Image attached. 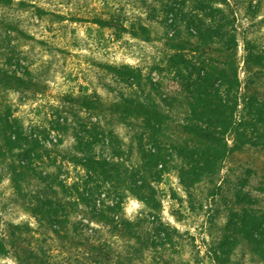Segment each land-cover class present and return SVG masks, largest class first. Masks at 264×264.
Returning <instances> with one entry per match:
<instances>
[{
    "label": "rangeland",
    "instance_id": "rangeland-1",
    "mask_svg": "<svg viewBox=\"0 0 264 264\" xmlns=\"http://www.w3.org/2000/svg\"><path fill=\"white\" fill-rule=\"evenodd\" d=\"M256 1H236L239 57L244 54V35L254 38L264 34V0H259V10L253 12ZM167 4L168 0H0V233L8 240L9 234L15 232L19 236L15 244L22 248L29 246L38 255L39 261L35 264H114L116 254H121L126 264H212L210 253L230 235L225 225L230 224L231 211L235 208L234 196L228 188L232 187L236 173L248 168L245 163L248 155L244 154L225 163L220 174L227 175L229 184L214 199L207 195L210 184L206 180L189 189L188 196L177 172L167 165L160 180L151 182L156 190L155 198L161 203L154 219L148 216L150 211L142 201L127 187H120L122 203L118 214L121 217L158 220L165 227L156 231L158 226L142 222L136 230L137 242L119 238L117 229L91 221L94 212L82 201L74 210L66 206L69 217L63 222L62 238L53 233L47 222H37L28 211L29 206L36 205L35 191L47 181H42L39 173L58 175L67 184L78 182L83 192L85 188L97 190L98 181L82 184L89 178L84 176L82 168L68 162L75 154L73 147L77 146L74 133L90 130L89 125H83L87 120L93 121L97 114L81 107V100H93L98 95L104 109L97 116L105 128L112 129L106 130L112 132L111 136L107 135L104 145L96 144L95 150L111 156L110 139L117 140L124 151L123 162L136 168L141 164L140 144L146 148L151 133L141 135L142 130L134 122L117 123L116 115L109 109V105L120 101V92L135 97L138 89L129 87L123 77L108 68L121 71L122 66H129L137 71L139 67L155 79L161 76L164 92L173 94L177 83L166 61L172 52L168 46L173 43L169 39L173 32L167 24L171 16L165 8ZM190 6L187 3L184 9ZM174 30V43L193 40L183 21L176 19ZM13 73L20 77L19 81L12 77ZM66 95L87 98L74 101ZM57 123L62 127L51 130ZM7 124L12 129L21 128L24 134L35 132L38 139L44 138L50 146L47 153L38 150L37 159L32 163L34 170L25 168L18 177L20 194L13 187L8 166L11 163L19 166L29 159L19 157L18 149L6 148L3 130ZM168 134L176 138L171 130ZM249 152V160L264 161L261 152L254 149ZM134 169L129 167L128 173ZM153 175V170L147 172V179ZM255 179L249 184L254 185ZM141 193L147 194V189ZM58 196H64L60 190ZM99 198L109 204L119 199L107 185L101 188ZM94 204L95 209L102 208L98 197ZM16 226L26 229L28 226L30 232ZM150 238L155 243L151 249L147 247ZM84 239L99 240L97 244L108 254V261H102L82 246ZM17 245L21 264H27L24 250ZM223 258L226 264H263L245 243L232 244ZM0 264L17 263L9 254L0 257Z\"/></svg>",
    "mask_w": 264,
    "mask_h": 264
},
{
    "label": "trees",
    "instance_id": "trees-1",
    "mask_svg": "<svg viewBox=\"0 0 264 264\" xmlns=\"http://www.w3.org/2000/svg\"><path fill=\"white\" fill-rule=\"evenodd\" d=\"M168 1L165 8L171 14L167 24L173 32L169 38L173 43L168 46L172 52L166 61L167 69L177 83L173 94L164 92L161 76L155 79L150 73L144 74L139 67L137 71L129 66H122L121 71L111 66L108 68L123 77L129 87L138 89L135 97L120 92V101L109 105V109L116 115L117 123L128 125L134 122L142 130L141 135L151 133L148 146L142 148L140 144L141 164L137 168L126 165L122 159L124 151L117 140L110 139L111 156L95 150L96 144L104 145L107 135L111 136L112 132L106 130L112 129L105 128L97 116L99 112H103L104 107L100 104L98 95H94L93 100H81V107L92 109L97 114L93 121L87 120L83 125H89L90 130L74 133L77 146L73 147L75 154L68 158V162L82 168L84 176L89 178L82 184L86 185L91 180L98 181L95 184L97 190L93 192L85 188L83 192L78 182L67 184L58 175L39 173L38 177L47 181L35 191L36 205L29 206L28 211L37 222H47L53 233L62 238L63 222L69 217L66 206L73 209L82 201L94 212L90 217L91 221L96 220L102 225L117 229L119 238L135 239L137 242L136 230L142 222L158 226L156 231L164 230L165 227L158 220L148 222L147 218L133 220L121 217L118 214L122 203L120 187H127L129 192L142 201L150 211L148 216L154 219L161 203L155 198L156 190L151 182L160 180L167 165H171L177 172L179 182L187 189L188 196L189 189L206 180L210 184L207 195L214 199L229 184L227 175L220 174L225 163L244 154L248 155L245 159L248 168L236 173L232 187L228 188L234 196L235 208L231 211L230 224L225 225L230 235H226L217 246L218 249L210 253V259L212 264H226L223 255L228 253L230 246L245 243L264 264V161L249 160V151L253 149L261 152L264 157V34L254 38L244 35V54L239 57V23L235 6L237 0ZM258 2L260 1L257 0L254 4L256 7L253 12L259 10ZM187 3L191 6L185 10ZM176 19L184 22L192 41L174 43ZM12 77L20 80L15 73ZM65 97L74 101L87 98L86 95ZM60 127L62 125L57 123V127L54 126L51 130ZM170 130L176 134L175 139L168 134ZM27 133L24 134L19 127L12 129L10 124L3 130L6 148L18 149L19 157L29 159L25 164L19 163L17 166L11 163L8 166L13 187L18 194L22 192L18 178L22 171L25 168L34 170L32 163L33 159H37L38 150L43 149L47 153L50 147L44 138L38 139L35 132ZM240 163L243 165V158ZM129 167L135 168L132 173H128ZM151 170L154 175L149 180L146 174ZM252 178H257L254 185L249 184ZM105 185L110 186L119 198L115 203L109 204L99 198L101 188ZM145 189L147 194L141 193ZM59 190L63 197L58 196ZM97 197L101 209L94 208ZM27 228L21 227L20 230L28 231L30 228ZM73 229L76 226L73 225ZM9 235L10 239L7 240L0 233V257L12 254L16 263L21 264L20 250L15 244L19 236L15 232ZM84 240L82 246L102 261H108V254L97 244L99 240ZM150 241L147 247L151 249L155 243L152 238ZM20 249L24 250L27 264L39 261L31 247ZM128 262L131 263L130 259ZM114 264H126L121 254L114 255Z\"/></svg>",
    "mask_w": 264,
    "mask_h": 264
}]
</instances>
